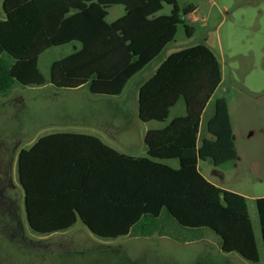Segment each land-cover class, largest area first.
I'll use <instances>...</instances> for the list:
<instances>
[{"label": "trees", "instance_id": "obj_1", "mask_svg": "<svg viewBox=\"0 0 264 264\" xmlns=\"http://www.w3.org/2000/svg\"><path fill=\"white\" fill-rule=\"evenodd\" d=\"M172 7L163 15L164 5ZM125 14L108 23V7ZM0 20V92L16 85L44 86L40 56L72 43L81 49L54 62L50 83L58 89L87 86L96 96H120L128 82L175 41L183 17L177 0H4ZM188 35L193 28L185 26ZM222 83L215 52L198 45L173 53L139 92V119L166 123L183 100L186 115L145 137L148 157H134L99 137L56 133L18 154V180L30 228L39 234L65 232L81 221L95 236L117 239L164 212L185 229H210L221 250L260 261L247 198L219 188L199 171V161L222 166L238 159L229 104L215 103L202 138L201 119ZM178 160L175 169L165 161ZM264 243V197L256 200Z\"/></svg>", "mask_w": 264, "mask_h": 264}, {"label": "rangeland", "instance_id": "obj_2", "mask_svg": "<svg viewBox=\"0 0 264 264\" xmlns=\"http://www.w3.org/2000/svg\"><path fill=\"white\" fill-rule=\"evenodd\" d=\"M3 2L0 0V20L6 18ZM177 2L180 10L192 6L195 13L182 18L185 24L179 25L175 41L163 56L198 45L215 52L223 66V83L205 110L201 133H208L207 123L214 114L216 100L225 98L240 155L239 160L219 167L210 160H200V170L212 182L246 196L261 256L258 264H264L256 205V200L264 197V0ZM107 10L108 23L125 13L121 5ZM171 11L172 7L165 4L161 14L169 15ZM186 25L194 29L191 35ZM80 48L79 43H72L40 56L39 69L46 85H16L8 94L0 92V169L9 164L14 185L0 194V264H226L218 235L206 228L185 229L166 212L160 219L148 222L150 232L139 225L132 235L117 239L97 237L81 221L66 232L52 235L30 228L24 190L18 180V154L30 149L39 138L58 132L98 133L122 153L148 157L139 136L145 126L139 122L137 103L129 89L121 96L104 98L91 95L87 87L74 91L58 89L50 83L52 64ZM157 65L158 62L146 69L140 78H148ZM185 115L181 100L165 124L152 122L150 127L161 128ZM165 163L179 168L178 160ZM232 256L240 259L234 264H253L236 253Z\"/></svg>", "mask_w": 264, "mask_h": 264}, {"label": "crops", "instance_id": "obj_3", "mask_svg": "<svg viewBox=\"0 0 264 264\" xmlns=\"http://www.w3.org/2000/svg\"><path fill=\"white\" fill-rule=\"evenodd\" d=\"M194 13H195V11H194ZM194 13H192L191 15H193ZM125 14V13H124ZM190 15V16H191ZM81 45V44H80ZM170 45V44H169ZM168 45V46H169ZM167 46V47H168ZM166 47V48H167ZM166 48L164 49V51L162 52V54L158 57V58H156L153 62H151L146 68H144L141 72H139L138 74H136L129 82H128V84L126 85V87H125V89H124V91H123V93L122 94H124V92L126 91V90H130V93L132 94V96L134 97V99L136 100V103H137V116H138V119H139V105H138V100H139V92H140V89H141V87H142V85L145 83V82H147L151 77H153L154 75H155V73L158 71V69L161 67V65L169 58V56L170 55H172L173 53H171V54H169V55H166V56H163L164 55V52H165V50H166ZM81 49V48H80ZM79 49V50H80ZM78 50V51H79ZM70 56V55H69ZM218 57V56H217ZM158 62V65H157V68H156V70H154V72H153V74H151L148 78H140V76H141V74H143V72L146 70V69H148V68H150L151 66H153V64H155V63H157ZM221 66H222V64H221ZM139 78L141 79V80H139ZM222 83H223V66H222ZM221 83V84H222ZM85 87H87V86H84V87H82L83 89L85 88ZM82 88H80V89H75L74 91H78V90H82ZM88 88V87H87ZM90 92V91H89ZM90 94L91 95H93L91 92H90ZM121 94V95H122ZM120 95V96H121ZM96 96V95H95ZM102 97H104V98H109V97H106V96H102ZM213 97V96H212ZM212 99V98H211ZM211 101V100H210ZM208 105H209V103H208ZM207 105V106H208ZM186 107V106H185ZM207 108V107H206ZM206 110V109H205ZM204 113H205V111H204ZM204 115V114H203ZM203 117V116H202ZM139 122H140V124H144V129H143V131L141 130V132H139V136H140V138H142L143 140H144V142H145V137H146V135H147V133L149 132V131H151V130H160V129H163V128H165L167 125H165V126H163V127H161V128H151L150 127V123H152V122H150V123H143V122H141L140 121V119H139ZM158 123H160V122H158ZM161 124H165V123H161ZM89 125H91V124H89ZM92 127H93V124L91 125ZM84 130H89V129H87V128H85L84 126L82 127ZM102 129H104V130H106L107 131V128H106V126L104 125H102ZM109 130V129H108ZM234 130V129H233ZM201 132H202V119H201ZM58 133H64V132H58ZM69 133H74V132H69ZM80 133V132H79ZM52 134H56V133H52ZM81 134H84V133H81ZM97 135H94V136H97V137H99V134L98 133H96ZM112 134V133H111ZM48 135H50V134H48ZM90 135V134H89ZM100 138V140L105 144V145H107V146H109V147H111V148H113L109 143H107L105 140H103V138H101V137H99ZM202 138H212L211 137V135L210 134H208V133H205V134H203L202 135V133H201V138H200V140H199V144H201V139ZM234 140H235V134H234ZM37 141V140H36ZM36 142H34V144H35ZM33 144V145H34ZM32 145V146H33ZM146 145V144H145ZM31 146V147H32ZM115 149V148H114ZM146 149H147V146H146ZM237 149V148H236ZM118 151V150H117ZM120 152V151H119ZM147 154H148V149H147ZM120 153H122V152H120ZM123 154H125V153H123ZM127 155H129V154H127ZM130 156H133V155H130ZM239 153H238V159L237 160H239ZM134 157H137V156H134ZM165 162H167V161H165ZM198 169H199V171H200V173L202 174V172H201V170H200V161H199V163H198ZM203 175V174H202ZM204 176V175H203ZM205 177V176H204ZM206 178V177H205ZM207 179V178H206ZM208 181H210V182H212L211 180H209V179H207ZM213 184H215L216 186H218L219 188H222V189H225V188H223L222 186H220V185H218V184H216V183H214V182H212ZM225 190H227V189H225ZM235 193H238V192H235ZM238 194H240V193H238ZM241 195H243V194H241ZM243 196H245V195H243ZM246 197V196H245ZM170 218V217H169ZM171 219V218H170ZM158 220V219H157ZM172 220V219H171ZM72 229V228H71ZM70 230V229H69ZM135 230V229H134ZM134 230H132L131 231V235L133 234V231ZM68 231V230H67ZM66 232V231H65ZM56 233H61V232H56ZM92 233V232H91ZM53 234H55V233H53ZM93 234V233H92ZM129 234V235H130ZM49 235H52V234H49ZM220 249H221V246H220ZM221 252L222 253H224V254H226V257H224V258H226L228 261L226 262V264H234V263H238V262H240L239 260L240 259H238L239 257H234V256H232V254H235V253H225V252H223L222 250H221ZM237 254V253H236ZM228 256V257H227ZM238 256H240V255H238ZM241 257V256H240ZM230 258V259H229ZM242 258V257H241ZM260 260H261V256H260ZM260 262V261H259ZM225 264V263H224Z\"/></svg>", "mask_w": 264, "mask_h": 264}, {"label": "flooded vegetation", "instance_id": "obj_4", "mask_svg": "<svg viewBox=\"0 0 264 264\" xmlns=\"http://www.w3.org/2000/svg\"><path fill=\"white\" fill-rule=\"evenodd\" d=\"M14 185L10 179L9 164L0 169V194L5 193L8 189H13Z\"/></svg>", "mask_w": 264, "mask_h": 264}]
</instances>
